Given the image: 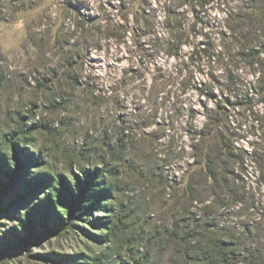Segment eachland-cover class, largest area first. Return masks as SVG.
I'll return each instance as SVG.
<instances>
[{
	"label": "rangeland",
	"instance_id": "obj_1",
	"mask_svg": "<svg viewBox=\"0 0 264 264\" xmlns=\"http://www.w3.org/2000/svg\"><path fill=\"white\" fill-rule=\"evenodd\" d=\"M203 2L0 0V151L22 116L37 126L25 150L43 156L0 196L41 167L69 179L95 164L114 191L31 238L9 233L29 197L1 208L0 264H224L221 248L264 264V97L237 55L244 1ZM101 204L123 207V226L101 225L116 215Z\"/></svg>",
	"mask_w": 264,
	"mask_h": 264
},
{
	"label": "trees",
	"instance_id": "obj_2",
	"mask_svg": "<svg viewBox=\"0 0 264 264\" xmlns=\"http://www.w3.org/2000/svg\"><path fill=\"white\" fill-rule=\"evenodd\" d=\"M188 6L201 7L203 0H183ZM238 14L237 21L240 25L237 27V33L241 36L240 52L238 57L243 58L248 66L256 67L258 73L257 83L259 85L258 96L264 97V0H243ZM15 130L10 132L5 137L4 145L10 150V153H3L0 151V193L10 187L15 173L22 169V162L26 164L29 162L40 163L43 161L42 152L39 155H33L29 150H25L29 140L26 135H30L37 126H27L21 123L22 116L18 117ZM24 149L23 154H19ZM210 152L200 158V163L206 170L208 177L213 181V187H216L215 177H210L209 159H211ZM107 166L103 168L93 165L90 169L79 168L76 172L71 173V178L66 179L63 176L56 174L55 176L44 172L40 168L37 172L30 173L22 182V187L16 189L14 194H9L3 197L0 196V211L3 207H8L11 203L21 198L29 197V204L23 212H17L18 224L10 228L9 233L17 237L31 238L38 232L56 233L66 230L69 225H72V219L79 217L84 210L94 209L98 206L100 198H112L113 185H110L105 180V173ZM261 184L264 186V168H260ZM46 188L43 198H37V202L31 201L32 194H36ZM101 209L109 210L115 213V219L103 218L101 225H105L107 230H112L109 226L117 229L123 226L126 219V210L121 207L116 210L113 207H108L105 204L99 205ZM99 218H96V220ZM100 220V219H99ZM105 220V221H104ZM94 225H98L93 223ZM96 241H106V237L90 235ZM109 237V236H108ZM221 247L223 245H220ZM231 246V245H230ZM217 252H215L216 255ZM219 262L224 264H235L238 257H235V250L231 254L224 253L221 248L218 251ZM213 256V255H212ZM210 256V257H212ZM216 257V256H215ZM208 259H210L208 257ZM101 260H92V264H97ZM211 261V260H210ZM82 264V263H79ZM87 264V263H86ZM91 264V263H89ZM109 264H129L118 260H112ZM212 264L214 262L212 261Z\"/></svg>",
	"mask_w": 264,
	"mask_h": 264
}]
</instances>
